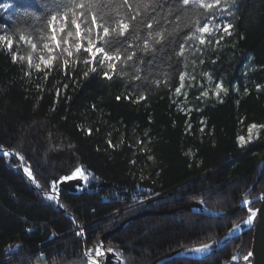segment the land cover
<instances>
[{"label":"trees","instance_id":"obj_1","mask_svg":"<svg viewBox=\"0 0 264 264\" xmlns=\"http://www.w3.org/2000/svg\"><path fill=\"white\" fill-rule=\"evenodd\" d=\"M235 2L232 15L221 18L233 25L231 36L219 45L215 40L210 45L196 41L191 48L186 44V60L176 56L178 46L157 53L151 68L147 62L153 56H144L145 81L133 79L136 72L130 67L127 75L113 74L111 80L103 77V67L84 77L88 66L75 59L67 76L55 67L29 70V55L34 60L48 55L43 48L48 41L35 31L45 23L37 19L43 17L44 4L0 0V35L25 58L13 63L0 46V145L23 154L43 186L35 188L17 160L0 153V264H88L85 248L95 252L105 232L145 210H175L201 201L212 210L230 211L245 193L247 199L264 194V132L245 147L237 142L238 136L247 137L250 123H264V0ZM47 3L51 6L52 0ZM171 31L181 40L188 31L183 17ZM21 34L31 36L37 48L19 41ZM181 71L185 87L177 95ZM217 82L227 89L219 97L214 95ZM205 90L208 96H200ZM140 93L146 99L138 103L125 99ZM79 165L89 180L77 192L57 186L62 210L55 199L45 198V191L53 192L51 181ZM142 167L147 171L141 174ZM258 206L256 200L216 217L190 210L146 215L110 236L106 248L126 264H149L172 251L213 242L244 221L249 207ZM76 223L85 237L76 234ZM251 239L252 230L208 258L178 257L165 264H227L250 252Z\"/></svg>","mask_w":264,"mask_h":264},{"label":"snow or ice","instance_id":"obj_2","mask_svg":"<svg viewBox=\"0 0 264 264\" xmlns=\"http://www.w3.org/2000/svg\"><path fill=\"white\" fill-rule=\"evenodd\" d=\"M42 3L45 12L43 17H37V19H43L45 23L42 28L35 31L39 32L41 40L46 39L48 41L43 44L48 55L47 57L43 54L39 55V62L35 63L33 56L29 55L27 57L29 70L34 67L38 72L45 68L51 71L55 67L56 70H62L67 76L73 70L70 66L72 60L75 59L88 66L83 72L84 77H88L89 71L97 73L98 68L103 67L105 69L103 77L111 80L113 74L127 75L126 68L130 67L136 72L133 79L145 81L148 77L143 75L144 69L141 67L145 64L144 56H153V60L147 62L151 68L156 54L163 52L165 48L171 47L175 51L178 46L179 51L175 52L176 56L184 57L186 60V44L191 48L196 41L199 42V45H210L215 40V43L219 45L225 35H232L231 30L233 29L231 23H223L221 18L225 14L231 16V9L236 7L235 0H231L230 4L228 0H171V2L169 0H52L51 6L47 0H42ZM165 4H168L166 12L164 11ZM189 12L192 13L191 16L188 15ZM182 17L188 31L181 40H177L172 35L171 30L179 26ZM69 38H72L71 42ZM5 40H7L6 45H4ZM19 41L31 44L33 50L37 48V44L33 42L31 36L26 38L25 35L21 34ZM0 46L6 47L13 63L24 61L23 55L18 57L17 53L13 51V41L7 39L6 35H0ZM197 51L202 50L197 48ZM61 60L63 62L62 69L59 63ZM200 62L203 63L204 61L201 60ZM212 62L215 63V61ZM25 75L30 76L31 72L25 71ZM185 75L186 73L183 71L179 73V86L175 88L177 95H181V89L185 87ZM44 77L45 79L48 78L47 72H45ZM191 79H195V77H191ZM155 82L157 85L159 84V80ZM190 86L191 84H189ZM37 87L40 86L37 85ZM67 87L68 84L65 83L63 88L66 89ZM255 87L257 92L262 89L260 84H256ZM221 91L226 93L227 89L223 87L222 82H217L214 95L219 97ZM60 92L61 89L58 88L57 96L60 95ZM247 92L248 89L245 88V93ZM183 95L187 98L186 93ZM200 96H208V91H202ZM197 98L199 99V97ZM120 99L121 97H116V100L119 101ZM125 99L138 103L146 97L140 93L135 99L132 96H126ZM220 103H223V100H220ZM197 110L199 111V109ZM189 111L191 110L189 109ZM204 123L205 121L201 120V124ZM187 127L190 129L191 125L188 124ZM203 130L201 127L200 131L203 132ZM88 131L91 134V130ZM261 132H264V123H250L247 126V137L238 136L237 142L241 147H245L258 140ZM108 144L109 147H115L110 140ZM0 153L7 159L14 157L18 162L17 167L22 168L29 182L38 189L43 187L37 181L30 163L26 161L23 154L5 150L2 145H0ZM149 159L152 157L149 156ZM74 180L88 182L89 177L82 165L76 166L58 180L51 181L50 186L55 192L59 184ZM247 196L248 193H245V198L242 201L244 205L249 204ZM45 198L48 200L56 199L55 196L47 193H45ZM248 212L249 215L245 223L251 224L257 210L249 207ZM235 228H238V225H234L233 230ZM76 234L80 235L79 232ZM212 247L211 244H203L190 251L196 254H204L209 252ZM92 251L93 249H88L85 252V255L89 257V264H104L102 259L105 254L103 242L101 241L95 248V256L100 258L99 260H94L89 255ZM106 251L111 253L114 250L108 248ZM251 255L252 253L249 252L244 256V260L247 261Z\"/></svg>","mask_w":264,"mask_h":264},{"label":"water","instance_id":"obj_3","mask_svg":"<svg viewBox=\"0 0 264 264\" xmlns=\"http://www.w3.org/2000/svg\"><path fill=\"white\" fill-rule=\"evenodd\" d=\"M7 150L12 151V152H17L15 149H7ZM263 162H264V160H263ZM260 176H261V173L258 174L257 180L255 181L254 185L258 182ZM82 185H83V181L78 182V181L74 180V181L62 183V184H60V187L63 189L70 190L72 192H77L78 187H81ZM34 187L37 188L35 185H34ZM38 190H40V188ZM49 193L53 194L52 192H49ZM261 197H264V194L259 195V196H254L253 198L248 199V201H249L248 205H244L242 203V201L244 200V198H243L242 201L239 203V205L235 209L230 210V211L212 210V209L206 207L203 203H201V201L191 202V203H189V204H187L181 208L175 209V210L146 211L144 213H141L139 215H136V216H133V217L127 219L126 221L122 222L121 224L117 225L116 227H114V228L110 229L109 231H107L106 233H104L100 237L98 245L102 241L103 242V248L106 251L107 250L106 241L110 236H112L114 233L124 229L130 223H132L133 221H135V220H137V219H139L145 215L170 214V213L180 212V211H184V210H190V211H194V212L199 213V214H204V215L213 216V217L226 216V215L233 213L237 209H240L243 207H248L254 201L259 200V206L256 209L257 214L254 217L255 218L254 222L251 225L246 226L245 225V220L247 219L246 218L244 221L237 224L238 228H235V230H233V228H234L233 227L227 233H225L221 237H218V239L212 244L213 247L211 248V250L209 252L204 253V254H196V253L191 252L190 251L191 249H179V250L172 251L168 254H165L164 256L154 260L153 262H151L149 264H165L167 261H169L173 258H178V257L193 258V259L208 258L211 255H213L215 252H217L223 245L228 243L230 240L236 239V238L240 237L241 235L245 234L246 232H248L250 230H252V239H251V243H250L249 248H250V252L252 253V255L249 257V259L247 261H245L244 258H239L236 255L235 259H232L227 264H231L232 262H238V261H245L248 264H264V199H261ZM56 202H57V205L62 210H65L63 207H61L60 196H59V199L56 200ZM77 226H78V224H77ZM107 253H108L107 257H105L103 259L104 264H126L124 259L122 257H120L119 255H117L118 253L115 250L111 253H109V252H107Z\"/></svg>","mask_w":264,"mask_h":264},{"label":"rangeland","instance_id":"obj_4","mask_svg":"<svg viewBox=\"0 0 264 264\" xmlns=\"http://www.w3.org/2000/svg\"><path fill=\"white\" fill-rule=\"evenodd\" d=\"M6 42H7V40H5V43H6ZM35 62H39V60H34V63H35ZM263 140H264V138L262 139V141H263ZM21 169H22V168H21ZM146 171H147V169H146L145 167H142V169H141V174L144 173V172H146ZM58 189H59V187H57V190H56L55 192H52V193H53L52 195H53V196H57V197L59 198V195H58ZM235 208H236V207H235ZM235 208H234V209H235ZM168 210H169V209H168ZM232 210H233V209H232ZM146 211H160V210H159V209H152V210L149 209V210H145L144 212H146ZM184 211H185V210H184ZM144 212H141V213H144ZM141 213H139V214H141ZM139 214H137V215H139ZM170 214H172V213H170ZM159 215H167V214H159ZM135 216H136V215H135ZM145 216H146V215H145ZM142 217H144V216H142ZM80 231H81V230H80ZM80 231H79V232H80ZM82 235H83V237H85V234L82 233ZM223 235H224V234H223ZM221 236H222V235H221ZM221 236H219V237H221ZM217 239H218V238H217ZM217 239H216V240H217ZM216 240H214L213 242L208 243V244H211V245H212ZM230 241H231V240H230ZM91 249H92V248H91ZM87 250H88V249L85 248V252H86ZM246 264H248V263L246 262Z\"/></svg>","mask_w":264,"mask_h":264},{"label":"bare ground","instance_id":"obj_5","mask_svg":"<svg viewBox=\"0 0 264 264\" xmlns=\"http://www.w3.org/2000/svg\"><path fill=\"white\" fill-rule=\"evenodd\" d=\"M83 185H84V182H83ZM82 185V186H83ZM41 190V189H40ZM45 193H48V194H50L49 192H46L45 191ZM50 195H52V194H50ZM56 197V199L55 200H57V199H59L57 196H55ZM62 205V204H61ZM59 207V206H58ZM60 208V207H59ZM131 218V217H130ZM129 219V218H128ZM127 220V219H126ZM125 220V221H126ZM254 220H255V218H253V221H252V223L254 222ZM124 222V221H123ZM251 223V224H252ZM77 224L78 223H76V226H77ZM121 224V223H120ZM251 224H248V223H245V225L247 226V225H251ZM78 232L81 230L82 232H83V234H84V230H83V228L78 224ZM106 233V232H105ZM115 234V233H114ZM79 236H81V237H83V235H79ZM104 249V248H103ZM90 256H92V258L94 259V260H99L100 258H97L96 256H95V252H91L90 254H89ZM107 255H108V253H107V251H105V254H104V256H103V258L102 259H104L105 257H107ZM88 257V256H87ZM88 261H89V257H88ZM88 264H89V262H88Z\"/></svg>","mask_w":264,"mask_h":264},{"label":"built area","instance_id":"obj_6","mask_svg":"<svg viewBox=\"0 0 264 264\" xmlns=\"http://www.w3.org/2000/svg\"><path fill=\"white\" fill-rule=\"evenodd\" d=\"M79 233H80V235H82V233H83V232H82V231H80Z\"/></svg>","mask_w":264,"mask_h":264}]
</instances>
